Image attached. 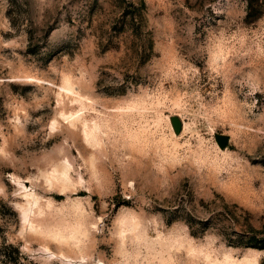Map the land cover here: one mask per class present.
<instances>
[{"label":"rangeland","instance_id":"1","mask_svg":"<svg viewBox=\"0 0 264 264\" xmlns=\"http://www.w3.org/2000/svg\"><path fill=\"white\" fill-rule=\"evenodd\" d=\"M0 264H264V0H0Z\"/></svg>","mask_w":264,"mask_h":264},{"label":"water","instance_id":"2","mask_svg":"<svg viewBox=\"0 0 264 264\" xmlns=\"http://www.w3.org/2000/svg\"><path fill=\"white\" fill-rule=\"evenodd\" d=\"M221 144H222L223 146H226V144H227V139H226V138H222V139H221Z\"/></svg>","mask_w":264,"mask_h":264},{"label":"trees","instance_id":"3","mask_svg":"<svg viewBox=\"0 0 264 264\" xmlns=\"http://www.w3.org/2000/svg\"><path fill=\"white\" fill-rule=\"evenodd\" d=\"M254 245H257V244H253L252 246H254ZM16 251H17V253L19 254V250L16 249ZM16 261H18V258H16Z\"/></svg>","mask_w":264,"mask_h":264}]
</instances>
